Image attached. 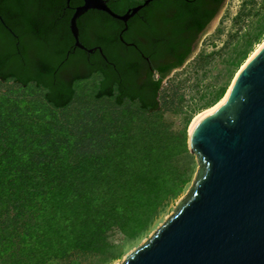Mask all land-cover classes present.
Instances as JSON below:
<instances>
[{
    "label": "trees",
    "instance_id": "trees-1",
    "mask_svg": "<svg viewBox=\"0 0 264 264\" xmlns=\"http://www.w3.org/2000/svg\"><path fill=\"white\" fill-rule=\"evenodd\" d=\"M106 1L118 14L140 2ZM223 2L153 0L125 31L121 21L88 10L77 20L79 41L100 47L103 59L74 46L69 20L82 0H0L7 27L0 23V87L12 82L38 94L27 100L0 91V264H110L120 256L110 232L126 240L143 236L180 196L189 176L175 159L187 152L193 113L171 132L159 93L163 79L190 56V34L202 30ZM254 29L237 42L228 79L207 87L205 96H212L199 111L223 96L263 38L264 24ZM124 41H143L152 69ZM163 58L171 62L159 63ZM92 76L94 99L111 100L112 113L126 103L136 110L113 118L86 109L63 123L55 111L66 110L76 83Z\"/></svg>",
    "mask_w": 264,
    "mask_h": 264
},
{
    "label": "water",
    "instance_id": "water-1",
    "mask_svg": "<svg viewBox=\"0 0 264 264\" xmlns=\"http://www.w3.org/2000/svg\"><path fill=\"white\" fill-rule=\"evenodd\" d=\"M152 1L118 14L106 0H82L69 20L74 46L104 58L100 47L80 43L78 18L98 10L126 30L127 21ZM226 1L186 61L212 31ZM0 23L6 27L1 16ZM189 147L198 161L192 188L122 264H264V49L237 77L227 105L200 124Z\"/></svg>",
    "mask_w": 264,
    "mask_h": 264
},
{
    "label": "rangeland",
    "instance_id": "rangeland-1",
    "mask_svg": "<svg viewBox=\"0 0 264 264\" xmlns=\"http://www.w3.org/2000/svg\"><path fill=\"white\" fill-rule=\"evenodd\" d=\"M259 22L264 24V0H227L212 31L207 33L200 41L197 52L181 68L174 69L168 77L163 79L159 98L164 122L169 126L171 132L177 133L180 131L190 111L194 116L200 110L198 108L200 107L199 105L204 104L211 98L212 95L205 96L204 94L209 85L220 84L228 79L232 63L236 60L237 48L235 45L244 39V34L256 31L254 28L257 27ZM263 40L264 35L258 44ZM258 44H253L252 51ZM238 69L234 71L232 78ZM76 86L77 96L74 102L66 110L55 111L63 123L66 122L65 120L73 122V117L79 116L80 111L86 109L93 111L96 116L110 112L109 114L113 118H118L122 114L123 109L128 112L136 110V104L126 103L120 109L121 114L112 113V110H115L116 107L113 106L111 100L94 99V91L97 89V80L94 76L76 83ZM1 90L9 92L11 97L18 96L19 99L26 98L30 100L32 97H38V94L32 93L30 95V88H21L12 82L1 86ZM79 119L77 117L75 121L77 122ZM86 121H90V119L87 118ZM186 145L187 152L175 159L178 170L189 176V181L185 185L183 192L165 207L152 227L143 236L126 240L117 231L110 232L109 241L118 245L117 251L120 253L119 258L110 264H122L128 255L139 248L163 225L168 217L174 213L176 206L185 197L189 189L192 188L198 169V161L196 155L189 147L188 138Z\"/></svg>",
    "mask_w": 264,
    "mask_h": 264
},
{
    "label": "bare ground",
    "instance_id": "bare-ground-1",
    "mask_svg": "<svg viewBox=\"0 0 264 264\" xmlns=\"http://www.w3.org/2000/svg\"><path fill=\"white\" fill-rule=\"evenodd\" d=\"M264 49V40L258 44L256 46V48L248 55L247 59L243 62V64L239 67V69L236 71V73L234 74L233 78L231 79L225 93L223 94V96L213 105H211L208 108H205L199 112H197L191 119L188 127H187V138L188 141L191 140V138L193 137V134L195 133V131L197 130V128L200 126V124L212 117L213 115H215L216 113H218L221 109H223L227 103L229 102V98L234 86V83L237 79V77L239 76V74L241 73V71L243 69H245L247 67V65L253 60L255 59L259 53Z\"/></svg>",
    "mask_w": 264,
    "mask_h": 264
},
{
    "label": "flooded vegetation",
    "instance_id": "flooded-vegetation-1",
    "mask_svg": "<svg viewBox=\"0 0 264 264\" xmlns=\"http://www.w3.org/2000/svg\"><path fill=\"white\" fill-rule=\"evenodd\" d=\"M188 3L190 4H193L194 3V0H187ZM80 5V4H79ZM212 3H209L208 7H209V10L212 9L211 7ZM78 6V5H77ZM76 7V6H75ZM74 8V7H73ZM221 8V7H220ZM220 8L218 9V11L220 10ZM217 11V13H218ZM217 13L215 14V16L217 15ZM215 16L208 22V24L202 29V30H199L198 32L196 33H193V34H190L192 36V41L190 43V48L191 50L193 51L195 49V47L197 46L200 38L206 33V30L209 26V24L211 23V21L215 18ZM200 18H203V14H200ZM128 22V21H127ZM127 25V24H126ZM124 28H125V25H124ZM127 29V28H126ZM125 31V30H124ZM186 38H188V34L185 35ZM124 45H126V47H129L132 49L133 53H136L141 59H143V63H146L148 64L149 66V69H152V66H153V63L151 62V60L149 59V57H146L144 55V53L142 52L143 48H144V42L143 41H140L139 44L136 43V42H125L124 41ZM154 49V48H153ZM155 51V50H154ZM156 53V52H154ZM192 53V52H191ZM103 58V57H102ZM105 59V57L103 58ZM171 62V59H166V58H163V59H160L159 60V63L161 64H167ZM178 68V67H177ZM176 69V68H174ZM158 77V74H155V78Z\"/></svg>",
    "mask_w": 264,
    "mask_h": 264
}]
</instances>
